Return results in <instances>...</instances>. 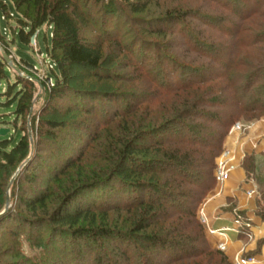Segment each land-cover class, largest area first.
I'll list each match as a JSON object with an SVG mask.
<instances>
[{"label": "trees", "instance_id": "trees-1", "mask_svg": "<svg viewBox=\"0 0 264 264\" xmlns=\"http://www.w3.org/2000/svg\"><path fill=\"white\" fill-rule=\"evenodd\" d=\"M7 1L0 0V9L9 20ZM10 1L20 14L19 34L25 42L30 43L44 26L52 29L47 55L55 65L51 68L55 77H51L49 102L69 97L82 99L90 103L88 108L83 107L90 113L96 111L99 100H105L109 107L99 108L105 113L100 124L109 131L100 151L103 167L96 165L98 172L94 175L82 174L65 192L59 209L50 215V235L75 244L84 243L91 253L96 244L112 242L111 252L106 249V260L96 252L99 264H234L223 250L210 244L199 209L218 183L217 159L232 127L246 114L257 118L255 113L264 112V0H212L221 9L213 13L169 9L162 17L136 20L141 34L134 30V25L125 24L114 38L121 54L128 58L125 67L137 69L139 78L147 79L154 89L127 101L112 117L108 116L110 102L119 98L124 101V94L121 97L73 85L77 69L97 80L115 77L106 65L104 46L108 39L86 31L92 24L98 27L91 20V12L115 13L121 3L130 13L140 14L148 10L152 0ZM255 18L262 21L256 22ZM144 33L173 35L178 44L149 41ZM0 39L7 48L8 40L1 33ZM178 47L186 53L182 60L174 52ZM7 67L9 64L0 55V84L7 77ZM34 85L18 74L16 82L5 89L9 100L17 101L15 124L26 118L31 108ZM116 118L119 120L113 123ZM47 124L51 128L44 133L60 138L54 130L64 124L52 120ZM31 148L27 133L13 146L10 139L0 140V173L6 168L16 169L30 155ZM81 154L78 159L83 157ZM77 162L69 158L54 179L60 180ZM35 163L31 161L24 168L21 177L26 182L37 181L35 170L40 163ZM243 166L251 180L256 173L254 158L247 157ZM13 175L2 184L0 198L5 202ZM102 186L112 191L117 188L124 200L106 208L131 211L130 228L96 226L97 208L77 201L84 192ZM125 191L126 195H122ZM45 199L35 196L26 203L34 208ZM257 214L264 220V192L260 188ZM90 215L92 226L82 225ZM10 216L7 212L0 223ZM39 221L40 227L36 221L27 222L38 226L35 234L27 238L31 250L41 245L42 229L47 224L42 223L43 219ZM11 234L21 246L23 235L19 231ZM263 244L264 239L258 247ZM49 257L46 261L51 260V264H63ZM41 259L37 255L28 257L29 264H46Z\"/></svg>", "mask_w": 264, "mask_h": 264}, {"label": "rangeland", "instance_id": "rangeland-1", "mask_svg": "<svg viewBox=\"0 0 264 264\" xmlns=\"http://www.w3.org/2000/svg\"><path fill=\"white\" fill-rule=\"evenodd\" d=\"M7 2L9 12L13 16L10 15L11 18L7 20L4 12L0 9V33L6 37L9 43L6 48V46H3L4 44L2 45V40L0 39V55L6 52L14 61V64L20 68L21 72L18 73L13 66L9 65L10 67L6 68L7 77L0 84V128L9 129L7 134L0 135V140L5 138L10 139V144L13 146L19 141L22 134L27 133L30 137L32 148L30 155L16 169L9 170V168H6L0 173V192L3 189L2 184L6 183L5 181L8 180L10 175L12 176L14 173V177L17 174L16 180L10 189V206L8 212L12 216L0 223V246L2 247L0 264H29L28 257L33 255L42 256L46 264H51V260L46 261L47 255L50 256L49 259L53 258L59 262L63 261V264H99L95 258L96 252L98 251V255H101L106 260V249L108 252H111L112 242L104 245L101 244L100 246L96 244L94 252L91 253L89 252V247H85L84 243L75 244L71 241H64L61 238L51 236L49 223L52 220L50 215L59 209L63 195L69 190V187L73 186L82 174L88 176L98 172L94 168L96 165L103 167V160H101L103 156L100 151L109 131H105L106 127L100 124L102 117L104 119L105 113H102L99 108L104 109L102 107H105L107 102L104 104L105 100L97 101L95 105L98 108L93 113L86 112V109L83 110V107L88 108L90 103L82 99L76 100L69 97L57 100L51 104L49 102L48 90L53 85L51 77L54 78L55 76L51 72L50 64L47 61L49 59L45 58L44 55H47L48 47L52 43V29L44 26L31 38L30 43L25 42L19 34L18 19L20 18V14L12 1L8 0ZM118 8V11L115 13H107V10L95 13L92 11L91 20L94 19L98 27L92 24L86 30L91 36L101 35L108 39L104 46V53L107 59L106 65L113 70L115 77L110 80H97L96 78L88 76L83 70L77 69L74 73L76 81L73 84L83 89L113 93L121 97L124 94L123 97H126L124 101L119 98L117 101L110 102L112 106L109 112L110 115H108L109 117H112L118 108H124L127 101H133L131 99L137 96H143L144 93L147 94L154 89L152 83L147 79L139 78L137 69L134 67H125L128 58H126L124 53L121 54L116 41H114L115 36L121 30L123 31L125 24L132 25V27L134 25V30H137L138 34H141V28L137 25L136 20L140 22L141 19L149 20L151 18L162 17L165 15V11L169 9H172V11L175 10L174 12L197 9L206 13L217 12V10L221 11L212 0H152L148 10L140 14L130 13L121 3H118ZM260 19H256V22L262 21V18ZM249 25L253 26L252 21H249ZM254 25L257 26L256 24ZM259 29L262 30L261 28ZM14 30H16V33ZM143 36L149 41L178 44L173 35H146L144 33ZM174 52L181 60L182 55L186 54L185 50L179 47ZM18 60H24L40 70H32L18 62ZM51 63L53 62L51 61ZM53 66L55 67L54 64ZM18 74L22 78L33 82L35 85L33 87L34 99L26 118L19 119L15 124L17 101H10L9 96L5 94V89L9 83L14 84L16 82ZM37 79L42 83L43 87L40 86ZM231 103L229 101V107ZM49 105H52L53 109H50ZM107 108L109 110V107ZM255 114L257 117H254L255 119L250 118L249 116L251 115L246 114L248 116L242 118L241 122L235 124L231 131L239 127L248 128L252 123L264 117V112ZM48 120L64 124L62 127L54 130L59 134L60 138H53L49 133H44L51 128L47 124ZM118 120L119 118L114 119L113 123ZM80 154L83 157L78 159ZM69 158L78 160V162L60 180H55L54 174L60 171ZM31 161L40 163L39 168L35 170L37 181L33 183L26 182L23 176L21 177L25 171L24 168ZM258 178V173H255L251 179H256V182H258ZM259 188L264 192V180L262 179L259 182ZM35 189L36 191H34ZM115 190L117 191V188ZM116 191L102 186L96 190L84 192L86 195L82 194V197H77V201L83 200L84 203H91L97 208L95 212L96 226L113 225L119 227L118 229L131 227L133 219L131 217V211L106 208L108 205H115L124 200L119 195V192ZM126 192H122L121 194L124 195ZM35 196L37 198L45 196L46 199L43 204H35L36 207L32 208L26 201L33 199ZM6 206L7 201L5 202L0 198V213L6 209ZM91 218L92 216L90 215L81 224L90 226ZM41 219H43L42 223H47L45 228L42 229L41 245L37 249L31 250L27 238L29 234H35V230H37L36 228L41 223L39 221ZM28 221H36L38 226L29 225L27 223ZM12 231H19L21 233L20 235H23V237L20 236L21 246L15 243L16 238L11 234ZM20 251L21 253H18ZM47 251L48 254L46 255Z\"/></svg>", "mask_w": 264, "mask_h": 264}, {"label": "crops", "instance_id": "crops-1", "mask_svg": "<svg viewBox=\"0 0 264 264\" xmlns=\"http://www.w3.org/2000/svg\"><path fill=\"white\" fill-rule=\"evenodd\" d=\"M50 28V27H49ZM253 157L256 179L248 180L243 162ZM224 164L229 177L218 182L199 209V216H204L206 235L210 244L217 248L220 242L226 245V254L231 262H236L245 254L255 257L251 264H264V220L257 214V197L249 196L250 189L258 190V183L264 180V117L252 123L250 127H239L231 131L226 138L224 154L217 159ZM236 212H240L252 223L250 235L240 236L235 229L228 230L224 235L211 233V229L224 226L234 227Z\"/></svg>", "mask_w": 264, "mask_h": 264}, {"label": "built area", "instance_id": "built-area-1", "mask_svg": "<svg viewBox=\"0 0 264 264\" xmlns=\"http://www.w3.org/2000/svg\"><path fill=\"white\" fill-rule=\"evenodd\" d=\"M11 16H13L11 14ZM44 55V54H43ZM45 58H48V55H44ZM48 63L50 64V67H53L54 63H51V60H47ZM18 62L21 63V61L18 60ZM38 70H40L38 68ZM224 154V152H223ZM216 179L217 182H221L226 180L229 177V171L224 169V164H218L217 165V169H216ZM247 194L249 196H258V190L256 189H250L247 191ZM200 219L202 222H204V216H200ZM234 227H230V226H224L222 228L219 229H211L210 232L211 233H217L219 235H224L228 230L230 229H235L238 231L239 235L244 233V235H250V231L252 229V223L251 221L246 218L243 214H241L240 212H236L235 218H234ZM217 248L221 249V250H226V245L223 242H220L217 244ZM255 262V257L254 256H242L240 259L236 260V262H234V264H251Z\"/></svg>", "mask_w": 264, "mask_h": 264}, {"label": "water", "instance_id": "water-1", "mask_svg": "<svg viewBox=\"0 0 264 264\" xmlns=\"http://www.w3.org/2000/svg\"><path fill=\"white\" fill-rule=\"evenodd\" d=\"M1 47V45H0ZM3 56V59L10 65V66H13L18 73L21 72L20 68L14 64V61L7 55L6 52H3L2 54ZM21 63H25L27 65V67H29L30 69L32 70H35V71H38V69L32 65V64H29L28 62H25L24 60H21ZM38 83L40 84L41 87H43L42 83L39 82V80L37 79ZM9 132V129H5V128H0V135H5ZM20 171V170H19ZM18 171V172H19ZM17 175V174H16ZM16 175L12 178L9 186H8V192H7V206H6V209L4 211H2L0 213V219L8 212V209H9V206H10V189H11V186H12V183L15 181V178H16Z\"/></svg>", "mask_w": 264, "mask_h": 264}]
</instances>
